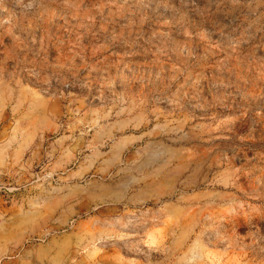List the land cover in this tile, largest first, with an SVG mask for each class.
<instances>
[{
	"label": "rangeland",
	"instance_id": "1",
	"mask_svg": "<svg viewBox=\"0 0 264 264\" xmlns=\"http://www.w3.org/2000/svg\"><path fill=\"white\" fill-rule=\"evenodd\" d=\"M0 264H264V0H0Z\"/></svg>",
	"mask_w": 264,
	"mask_h": 264
}]
</instances>
